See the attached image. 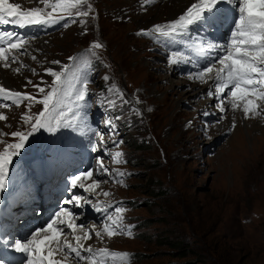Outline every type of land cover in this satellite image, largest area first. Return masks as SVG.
<instances>
[{"label":"rangeland","instance_id":"rangeland-1","mask_svg":"<svg viewBox=\"0 0 264 264\" xmlns=\"http://www.w3.org/2000/svg\"><path fill=\"white\" fill-rule=\"evenodd\" d=\"M33 1L29 4L33 5ZM172 3L88 0L91 10L87 17H77L73 10L67 26L27 40L36 57L32 59L31 55L24 61L30 63V68L18 63L4 68L16 78L21 77L12 82V87H28L27 92L34 96L38 92L33 85H43L52 78L45 71L52 61H60L54 67L57 71L67 56L83 44L97 41L108 47L106 53L115 69L104 59L105 52L101 55L97 49H91L99 69L88 102L100 115H108L106 126L111 121L116 133L125 137L120 149L108 154L114 165L112 179L104 177L101 183L115 200L110 208L113 217L116 207L125 209L122 226H133V235H104L103 240L92 235L91 240H82V244L132 253L131 264H264V113L246 119L241 114L242 101L241 108L221 112L217 107L220 101L207 95L210 82L200 84L184 77L179 70L186 63H170L171 52H164L144 34H138L151 30L153 25L166 24L186 10L177 13L178 7L169 8ZM146 14V22L141 24L137 17ZM81 20L87 23L81 24ZM41 39H48L44 48L36 45ZM18 67L20 71L16 72ZM164 69H168L167 74ZM125 74L133 91L126 93L121 82L123 96L116 93V102L101 111L98 106L103 92L96 87L112 82L110 88L115 86L119 90L118 81H125ZM115 75L118 81L116 78L113 84ZM105 76L109 79L105 80ZM257 103L264 108V101ZM27 104L25 101L8 111V120H0V126L6 128L15 120L13 128L23 127L26 123L21 117ZM113 105L123 111L118 118L111 112ZM36 107L32 104L31 111ZM228 116H234V127ZM138 143L147 146L138 149ZM117 152L123 153L120 159L126 163L115 162ZM116 169L125 175L119 176ZM159 189L164 192L155 194ZM122 197L130 198V202L116 199ZM77 220L84 224V220ZM89 224L92 227L93 222L84 226ZM96 228L100 231L102 227ZM166 237L186 241L185 255H179L178 248H171ZM67 239L75 240L70 234ZM67 260L70 264H88Z\"/></svg>","mask_w":264,"mask_h":264},{"label":"snow or ice","instance_id":"snow-or-ice-1","mask_svg":"<svg viewBox=\"0 0 264 264\" xmlns=\"http://www.w3.org/2000/svg\"><path fill=\"white\" fill-rule=\"evenodd\" d=\"M155 2L156 0H144V3L148 4ZM37 4L42 6L22 8L20 3L0 0V24H14L20 28H25L58 24L64 21V26H67V20L72 18L73 10H75V16L77 17H87L91 10L88 0H54V2L53 0H37ZM222 5L232 6L237 17L231 21L232 26L229 29L228 40L224 44H219L197 37L191 47L204 63L203 67L192 78L199 79L202 83H207L208 80L213 82L215 89H209L208 96L219 97L227 90L228 97L231 98V108L234 110L241 108L239 102L242 101V111L246 119L260 116L264 113V108H261L257 103L258 101H264V0H196L177 19L171 20L166 24H157L153 29L142 31V33L138 34L153 36L158 41L163 37L165 43L178 41V38L179 40L191 39L190 33L194 26L214 25L219 17L227 19V12L221 7ZM84 6L87 7V10L81 11L80 9ZM72 22L75 23L76 20L72 19ZM80 23L86 24L87 21L81 20ZM27 44L28 41L18 33L0 32V62H3L2 66L5 68L10 67V61L17 60L18 55L9 56L8 54L12 52L24 54ZM102 47L103 44L99 42H93L92 44L93 49ZM213 52L217 54L213 56ZM32 59H36V57L33 56ZM69 59L75 60V57H69ZM169 62L172 64L189 63L190 58L184 56L182 51H172L169 55ZM52 63L59 64L60 61H52ZM68 70V65H64L59 72L54 71L52 68L45 69L51 76L55 77V80L49 86L50 90L47 93H45V88L40 87L39 84L33 85L38 93H45L39 99L28 93L10 90L0 85V98L6 97L12 101L11 104H3L0 107H19L21 103L27 101V111L22 115L21 119L30 125V130L27 132L17 130L11 133H4L0 130V137L10 135L18 138L15 143H8L0 138V144L5 145L3 151H0V192L7 187L6 177L9 167L13 164V158L20 154V151L26 146L29 137L41 129L54 132L61 126L59 117H64L65 113L62 110L57 111L56 106L62 105V99L58 93L61 92V86L67 83ZM15 71L19 72L20 69L16 68ZM32 71L34 72L35 70L32 69ZM104 79L108 80L109 77L105 76ZM77 82L80 87L73 89L75 99L76 101H83L89 91L88 85L90 81L87 78H82ZM28 83L31 84L32 82L29 80ZM108 90L116 91L121 97L123 96V93H120L115 86ZM137 102H139L138 99ZM32 104H41L43 108L36 114L30 115ZM217 107H219L221 112L225 111L223 99L220 100ZM148 110L151 111V109ZM68 111H72L71 106L68 107ZM135 111L139 114L138 109ZM7 119L8 117L3 112H0V120ZM234 126L235 123L233 122ZM97 135L100 136V140L103 142V135L99 133ZM119 143H122V141ZM96 150L94 146L93 151ZM122 155L123 153L121 152L115 153V162L126 163V161L120 159ZM100 168L104 173L112 176V172L108 170L102 160ZM115 172L121 177L125 175L119 169H116ZM92 176V171L81 173L72 178L70 181L71 186L73 188H85L88 192L95 191V188L99 187V180H93L87 186L82 182ZM116 182L122 183L119 180ZM104 195L108 196L111 193L105 192ZM82 199H85L86 203H91V201L80 196H74L66 203L78 204ZM97 210L100 211L101 209L97 208ZM103 211H107V208L103 209ZM124 211L125 209L116 207L115 218L113 215H108L105 218L102 229L97 231L95 230V225L90 229L85 228L82 223L77 225L72 219L73 213L67 208H61L45 227L36 229L31 234L30 239L26 242L14 240L11 242V247L17 252L27 254L23 264H66L68 257L73 255L77 261L84 260L88 264H106L108 260H111L112 264H131L132 253L116 251L107 247L93 248L91 245L85 248L81 243L82 240H91L93 234L101 240L104 239V235H107L108 238L116 235L132 236L133 232L131 229L133 226H122ZM65 229L68 232H65ZM77 229L81 230L83 235H77ZM62 234L64 236L63 240H61ZM69 234L74 237L75 244L67 239ZM56 253H64V258L54 259L53 257Z\"/></svg>","mask_w":264,"mask_h":264},{"label":"bare ground","instance_id":"bare-ground-1","mask_svg":"<svg viewBox=\"0 0 264 264\" xmlns=\"http://www.w3.org/2000/svg\"><path fill=\"white\" fill-rule=\"evenodd\" d=\"M9 2H11V3H20L21 5H25V6H27V5H30L31 4V0H9ZM172 7H169L170 9H176L177 7H178V9H176L175 11L177 12V13H179L181 10H183V9H187L192 3H194V2H196V0H172ZM30 3V4H29ZM34 4H37V0H34L33 1V5ZM175 6H176V8H175ZM161 7V6H160ZM159 7V8H160ZM157 8V6L156 7H154L153 9H150L151 11L152 10H155ZM159 11V10H158ZM156 12V11H155ZM174 13V12H173ZM147 16V14L146 15H142L141 17H137V19L141 22V24L142 23H144V22H146V20H145V18L144 17H146ZM173 18V17H172ZM176 18V17H175ZM137 21V20H136ZM148 22H150V21H148ZM140 24V25H141ZM203 28L205 29V32H206V34H207V38L209 39V41H211V35L206 31V28H205V26H203ZM48 39H41V40H38V41H36V45H39L38 46V48L39 47H42V48H44V47H46L47 46V43H48V41H47ZM32 44V43H31ZM29 45V44H28ZM31 46H33V45H31ZM35 47V46H34ZM30 48V47H29ZM56 59H58V57L56 58ZM56 61H58V60H56ZM203 63L204 62H202L201 64L203 65ZM3 62H0V83L1 84H3L4 86H7V87H12V82L14 83V82H18L19 81V79L21 78H16V76H14L10 71H8V70H6L3 66ZM164 65V64H163ZM53 66V67H52ZM55 64H51V67L50 68H52L54 71H55ZM163 67V66H162ZM166 67V66H165ZM19 68V67H18ZM164 68V67H163ZM20 69V68H19ZM168 70V69H167ZM166 69H164V71L166 72V74L168 73V71H167ZM169 76V75H168ZM167 75H166V77H168ZM12 88H15V87H12ZM17 88V87H16ZM15 88V89H16ZM19 89V88H18ZM226 94V95H225ZM223 96L225 97V99H224V101L225 102H227V103H229V105H227V106H224L225 107V111H227V110H230V112H231V110H232V108H231V104H230V102H231V98L230 97H228V93H225ZM241 114H244V113H241ZM228 120L230 121V122H233L234 121V116H228ZM26 198V197H25ZM81 221H78V223H80ZM83 223V222H82ZM77 233L78 234H81L82 232H81V230H78L77 231ZM81 235H83V233L81 234ZM71 239V238H70ZM107 241V240H106ZM109 243V242H108ZM53 247H55V245H53ZM57 259H63L64 257H62V256H64L62 253H56L55 255H54ZM69 262V260H67L66 261V264H70V263H68ZM72 264V263H71Z\"/></svg>","mask_w":264,"mask_h":264},{"label":"trees","instance_id":"trees-1","mask_svg":"<svg viewBox=\"0 0 264 264\" xmlns=\"http://www.w3.org/2000/svg\"><path fill=\"white\" fill-rule=\"evenodd\" d=\"M146 146L147 145L145 143L136 144V148H138V149L146 147ZM162 192H164V191L162 189H159L158 191L155 192V194H159V193H162ZM165 242L168 243L171 246V248H174V247L178 248L179 249L178 251H180L178 253L179 255H181V254L185 255V252L187 251V242L184 241L183 239L177 241V240L168 239L166 237V241Z\"/></svg>","mask_w":264,"mask_h":264}]
</instances>
